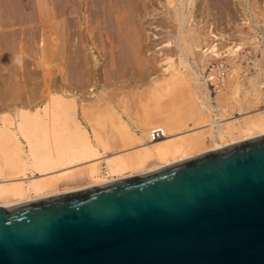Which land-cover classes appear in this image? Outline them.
Here are the masks:
<instances>
[{
  "label": "rangeland",
  "instance_id": "1",
  "mask_svg": "<svg viewBox=\"0 0 264 264\" xmlns=\"http://www.w3.org/2000/svg\"><path fill=\"white\" fill-rule=\"evenodd\" d=\"M79 1L0 0V119L2 116L4 117L2 119H7L6 117L9 116L7 120L11 118L13 120L19 110L23 112L25 109L24 112L30 114L31 111L37 113L39 110V113L43 114L45 106H47L48 111L53 109L50 111L53 113L52 117L46 119L48 125L51 123L50 125L53 126L47 125V128L52 129V132H49V137L52 136L50 139L57 141V144L61 141L58 144L60 147L57 144L55 147L65 148L67 144L64 140L68 136L61 131L62 129L61 132L58 129L54 130L55 127L61 128V126L60 122L56 123L58 119L55 116L53 101L58 98V95H64L67 99H71L72 96L76 104V118L89 133L101 159L99 161V178L110 179L113 177L109 176L105 159L114 153L127 150L126 147L121 148L120 143L112 142L111 149L108 151L104 146L105 149L98 146L94 139V131H98L104 137L110 136L111 129L107 109L119 113L134 136L139 139V145L146 144L151 147L147 135L149 129L146 128L148 124L151 127L164 126L170 118L187 114V110L193 107L192 101L184 89L185 86L180 84L177 85L178 87L176 85L169 86L164 81V77H167L164 69L167 68V63L170 61L173 62L174 68L177 67L175 69L188 80L189 83L185 82V84L190 88L191 81H193L190 70H194L197 74H203L208 60L212 59L211 56L204 58L205 56L201 52L194 51V53L187 54V62L189 61L187 66L180 63L182 44L191 39L188 35H180L179 28L186 21L188 23L184 26L196 29V41H198L197 44L201 51H205L211 43L222 44L223 49L219 51L223 54L226 53L225 56L231 62L233 73L225 89L216 92L207 88L204 91L207 96H210L212 104L219 109L222 108L221 111L225 110L223 111L226 113H223L225 118L229 115L239 118V114L246 111L264 109V87L262 88L263 93L257 99L252 97V93H249L250 87L257 83L256 81L262 79L264 83V58L255 60V72L248 76L247 72L241 73L239 65L234 62L236 52L233 57L227 52L236 44L237 51L241 49L245 38L243 33H240L238 21L241 16L258 13L261 10L259 6L264 3V0H209L211 2L202 3L198 7L185 5L183 9H180L177 6L176 10L173 6L168 7L165 0H159L160 2L148 5L149 8L145 7V11L141 5L136 4H114L110 9L104 0ZM120 8L122 11H119ZM174 10L178 14L177 17ZM180 11L183 12L182 15ZM138 12L140 13L138 14ZM135 15L137 16L134 17ZM210 30H213L212 33L216 37L211 36ZM181 37H185V39ZM218 48L221 47L218 46ZM151 78L154 79L151 80ZM185 84L183 83V85ZM64 89L66 93H64ZM71 93L75 94L70 95ZM49 97L51 98L49 99ZM234 100L239 102L235 103ZM219 102L220 105H218ZM104 105L106 107L108 105L110 108L103 109ZM81 106L83 107L81 108ZM41 108L43 109L41 110ZM84 109L86 110L84 111ZM82 111L85 113L82 114ZM106 111H108L107 115ZM33 112L32 114H34ZM86 115L89 117L87 118ZM85 116L89 122L92 120L94 126L89 125L91 122L88 123ZM107 116L108 118H105ZM52 121L55 123V127ZM207 121L211 122L209 119ZM149 122L159 124H153V126ZM192 123V121H185L186 125L183 126V123L181 126L184 129L181 128L175 132H187L193 126ZM51 129H47V131ZM47 131L38 132L39 136L36 140L38 137L42 140L47 137L48 140V135H45ZM59 133L67 137L61 138L59 136L62 134ZM53 134L60 141L54 139ZM18 138L23 141L20 135ZM42 144L40 143V145ZM22 146L25 151L24 141ZM1 161L3 162L2 155L0 164ZM27 169L26 177H30L31 169L30 167ZM33 196L31 194L29 197L33 198Z\"/></svg>",
  "mask_w": 264,
  "mask_h": 264
},
{
  "label": "water",
  "instance_id": "2",
  "mask_svg": "<svg viewBox=\"0 0 264 264\" xmlns=\"http://www.w3.org/2000/svg\"><path fill=\"white\" fill-rule=\"evenodd\" d=\"M0 264H264V135L0 207Z\"/></svg>",
  "mask_w": 264,
  "mask_h": 264
},
{
  "label": "bare ground",
  "instance_id": "3",
  "mask_svg": "<svg viewBox=\"0 0 264 264\" xmlns=\"http://www.w3.org/2000/svg\"><path fill=\"white\" fill-rule=\"evenodd\" d=\"M157 1L160 2L159 0H104L106 5H108L110 9L114 4L115 5L136 4V5H141V7L144 8V11H145V7H147L148 5L157 3ZM208 1L209 0H198V1L197 0H165V2L167 3V6L168 5H169L168 7L173 6L175 10L177 6L180 7V9H183L185 5H189V6L195 5L196 7H198V5H201L202 3H207ZM121 8L119 11H122ZM139 13L140 12H138V14ZM182 13L183 12H181V15ZM136 16L137 15H135L134 17ZM175 16L176 17L178 16L176 11H175ZM175 16L173 17L175 18ZM187 23L188 21H186L185 24ZM184 25L182 24L181 27L179 28L180 35H183V36L188 35L191 37V39H188L189 42L188 41L185 42L183 40L184 43L182 44V48L180 50L181 58L180 60L178 59L180 63L184 66H187L189 62V61L187 62V58H186L187 54L194 53V51L201 52L202 55L205 56L204 58H207V57L210 58L211 56V58L214 60L218 59V56L221 55L222 53L221 51H219L220 49L218 48V43L216 44L211 43L205 51H201V49L199 48V45L197 44L198 41H196L197 39L196 29L190 28L189 26L187 27V25L186 26ZM117 26H118V23H117ZM212 31L213 30L209 31L211 33V36L216 37L215 34L212 33ZM181 38L185 39V37H181ZM236 47H237V44L229 48L227 51L229 55H232V57L237 51ZM263 58L264 56L261 57V59ZM175 68H174L173 62L169 61L167 63V68L164 69V72L167 73L166 75L167 77L166 78L164 77L165 79L164 81H166V84L169 86L170 85L177 86L179 84L182 86H185L184 89H186L189 99H191L192 101L193 107L187 110L188 111L187 114L185 113L179 116L178 115L176 116L175 114L176 117L170 118L167 121V123L165 121L166 124H164V126L160 125V127H151L150 124L145 123L146 125L148 124L147 126L146 125L145 126L146 128L148 127L147 129H149V131H147L148 132L147 135L150 140L151 147L146 146V144L139 145L140 141L139 139L136 138L137 136L136 137L134 136L130 127L122 119L119 113L114 112L115 110L112 111V109L111 111L110 109H107L109 111L108 113L109 118L108 116L105 117L109 119V124H110L109 127L111 129L110 136L104 137L98 131H94L93 133L94 139L96 140V143L98 144V146L99 145L101 147L104 146L106 150L108 149L109 151L111 149L110 144L112 142H117L118 144L120 143V145H122L120 146L121 148L122 147L127 148L126 151L124 152L121 151V153H117V154L114 153V155L108 156L105 159V164L108 169L109 176L110 175L113 176L110 179L99 178V172H100L99 171V163H100L99 161L101 159L99 157L96 146H94L91 141L89 133L83 128L79 120L76 118V104L72 96H71V99L69 98L70 99L69 100L65 98L66 96L64 97V95L63 96L58 95V98H56L53 101L54 111L56 112L55 116L58 119V122L56 120V123L59 124L60 122L59 125L61 126V128H56L55 123L52 121L55 127L54 130L58 129V131H60L62 129L61 131L68 136V138L67 139L65 138L64 140L66 141V143L65 142L64 143L67 144L66 147L64 146L65 148H62V147L58 148L60 147V145L58 146V144H60L61 141L58 139V137L56 138L54 134H53V138L54 139L56 138V140H59L60 143L58 142L57 144V141H53V139L52 140L50 139L52 138V136L49 137L50 136L49 132H52V129L47 128L51 123L48 125V121L46 119L47 117H50L51 115H53V113H50V111L53 109H50V111H48L49 109H47V106H45L46 109H44L43 114L39 113L40 110L37 113L31 111V114H30V113L24 112L26 109L23 110V112L18 109L19 111L15 115L16 118L12 116L14 118L13 120H11L12 118L10 120H7L9 116L6 117L7 119H2L4 118L2 116V118L0 119V154L3 156V162L1 161L2 163L0 164V207H10V206L22 203V202L40 199L43 197H49L52 195L79 191V190L93 187L96 185H102V184L108 183L113 180L150 172L160 167L199 155L207 151H213V150L220 149L227 145H231V144H234V143H237V142L249 139V138L264 135V109H257V110L255 109L253 111H246L244 113L239 114V118L231 117L230 115L229 117L225 118L224 114L226 113L223 112L225 110L223 109L221 111L220 109L222 108L219 109V107H215L211 102L212 100L210 96H207L204 92L207 89V86L204 83V72L203 74L202 73L197 74L194 70L191 69L190 71L192 72V75H193V81L190 80L191 87L188 88L189 86L185 84V82L189 83L187 82L188 80H186L184 76L180 72H178L177 69ZM253 72H255V69ZM251 73H247L248 76ZM155 77H158V76H155ZM152 79L154 78H151V80ZM228 81L229 79L227 80V83L225 84V86L219 90L217 89L216 92L225 89V87L228 84ZM256 82L257 83L253 84V86H251L249 90L250 91L249 93H252L253 95L252 97H254L255 99H257L258 96L263 93L262 88L264 87V83L262 79ZM183 83L185 85H183ZM173 87L175 88V86ZM186 87L188 88V90ZM63 91L64 93H66L65 89ZM74 94L71 93L70 95H74ZM219 97L221 96L219 95ZM50 98L51 97H49V99ZM234 101L235 103L239 102L238 100H234ZM247 102H250V101L247 100ZM218 105H220V102L218 103ZM82 107L83 106H81V108ZM105 107L106 106L104 105L103 109ZM106 108H110V106L108 107L107 105ZM42 109L43 108H41V110ZM85 110L86 109H84V111ZM84 111H82V114ZM89 111H90V108H89ZM108 111H106L105 113L106 115ZM32 112L34 114H32ZM89 113L91 114V112H88V114ZM82 114L80 113V115ZM86 116H85V120L88 121L89 119H86ZM88 117L89 116H87V118ZM208 119L211 120V122H208L207 121ZM215 119L218 121L216 122ZM185 121L186 122L192 121L193 126L191 128L189 127L190 129L187 130V132L176 133L175 131H177L178 129L181 130V128H183L181 127L183 123H184L183 126L186 125ZM90 122L91 124L89 125L94 126L92 123V120H90ZM90 122L88 121V123ZM149 123H152V122H149ZM153 124L158 125L159 123L154 122L152 123V125ZM59 125H57V127H60ZM47 129H51V130L47 131ZM40 131H47L45 135H48L49 139L47 140V137L46 139L43 137V139L45 140H42L41 138L38 137V140H36L37 136H39L38 132ZM152 131H161V133L158 134L157 137H151L150 133ZM59 134H62V133H59ZM18 135H20V137L26 144L25 151L22 146L23 141L19 140ZM66 135L62 134V136H59V137L62 138L63 136H66ZM206 142L209 145L208 144L206 145ZM40 143L41 144L43 143V144L40 145ZM56 144L58 147H55ZM123 149L125 150V148ZM27 167H30L31 169V171L29 170L30 177H26V173H27L26 170L29 169V168L27 169ZM80 167H82V169H80ZM31 194L34 195L33 198L29 197Z\"/></svg>",
  "mask_w": 264,
  "mask_h": 264
},
{
  "label": "built area",
  "instance_id": "4",
  "mask_svg": "<svg viewBox=\"0 0 264 264\" xmlns=\"http://www.w3.org/2000/svg\"><path fill=\"white\" fill-rule=\"evenodd\" d=\"M259 7L261 10L258 13L241 16L238 21V28L240 33H243L245 42L241 49L236 51L234 62L239 65L241 73L253 72L255 60L264 56V3ZM218 46L221 47L220 50L223 49L222 44ZM231 76V62L221 53L218 59H211L206 65L204 83L207 88L216 91L224 87ZM160 133L161 131H152L150 134L151 137H157Z\"/></svg>",
  "mask_w": 264,
  "mask_h": 264
}]
</instances>
